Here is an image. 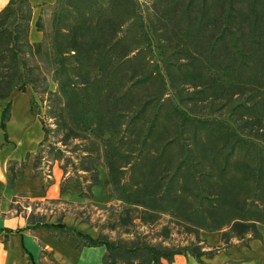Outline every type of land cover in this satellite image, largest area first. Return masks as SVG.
I'll return each instance as SVG.
<instances>
[{"label":"trees","instance_id":"obj_1","mask_svg":"<svg viewBox=\"0 0 264 264\" xmlns=\"http://www.w3.org/2000/svg\"><path fill=\"white\" fill-rule=\"evenodd\" d=\"M102 1L92 16L60 9L57 20H66L67 12L74 21L67 28L60 26L59 35L66 41L54 61L49 59L48 46L29 41V1L9 0L0 11V101L13 90L45 84L49 68L53 76L66 74V80L54 79L57 97L64 100L59 118L69 113L78 118L77 128L82 126L99 138L109 134L104 138V169L111 189L118 184L115 174L123 175L141 163L153 164L139 181L122 185L123 196L118 200L140 213L137 219L143 223L145 216L155 221L169 214L186 233L195 234L196 241L182 247L174 242L161 246L149 244L147 236L139 233L128 242H113L92 239L63 225H57V230L78 237L86 246H104L103 264H166L184 254L209 259L232 241L242 244L259 238L257 225H264V0H152L160 60L131 47L122 32L126 22L137 19L134 1ZM67 3L66 7H75L70 0ZM35 27L43 31L41 16ZM138 59L141 64L131 66ZM162 71L184 105L196 99L182 93L186 86L199 89L196 95L209 90L229 102L240 97L233 109L240 111L239 119H234L241 121L237 130L216 132L213 124L189 117L172 102L168 104L172 113L163 116L161 111L170 100H162L164 94L159 98L156 92L146 96L156 80L164 84ZM127 73L126 83L109 89ZM70 76L77 81L75 86L67 82ZM95 84L100 87L85 99L82 92ZM158 99L150 118V108ZM124 103L130 105L120 108ZM83 113L95 118L80 125ZM165 122L170 130L167 136ZM44 132L46 138V128ZM245 141L247 150L238 161L234 155ZM157 142L159 151L151 150ZM126 145L136 148L118 149ZM174 148L182 152L177 156ZM117 155L123 161L120 164H116ZM96 170H85L94 175L88 188L98 183ZM200 231L221 232V245L206 246L198 237ZM161 232L170 241L171 228L164 226Z\"/></svg>","mask_w":264,"mask_h":264},{"label":"rangeland","instance_id":"obj_2","mask_svg":"<svg viewBox=\"0 0 264 264\" xmlns=\"http://www.w3.org/2000/svg\"><path fill=\"white\" fill-rule=\"evenodd\" d=\"M68 0H57V3L50 7L43 8L41 16V26L43 31L41 43L44 46H48L49 59L56 60L59 50L64 46L65 39L59 35L60 26L67 28L71 22L74 21V17L67 12V19L62 22L57 20V14L60 9L65 8L66 10H72L71 12L77 14H88L90 16L96 15L99 8L103 4L102 0H70L75 7L72 9L71 6L66 7ZM108 2V0H104ZM134 9L136 11L137 19L133 22L130 20L124 24L122 27V32L125 35L126 41L131 47H138L142 50V53L147 55V57L153 56L155 60H160L159 48L157 47V28L155 22V15L152 11V0H133ZM132 22V24L130 23ZM150 40L147 45L144 42ZM43 53V52H42ZM141 60H135L132 65H140ZM161 66V63H159ZM52 69H48L46 73L47 81L42 86L37 87L35 90L31 86H27L25 91L35 102L33 106L34 117L44 126L47 130L46 138L37 154L35 167L40 168L41 172H45V175L51 173L52 167L55 166L59 168L62 174L65 175V179L76 181L85 184V181H91L94 177L91 171H86L91 168L95 170L98 166H106V157L104 155V138H108L109 134L105 133L103 138H99L96 133L89 130H82V126L77 128L75 121L78 119L76 116L65 114L59 118V108L63 105L62 97H57L58 86L55 83V78H60L61 80H66L67 75L53 76L51 73ZM72 74V72H70ZM165 78L164 84L159 80H156V85L151 91L146 93V96L150 93L156 92L160 96L164 94L162 100L168 99L167 107L165 110L161 111L163 116L172 113V107L168 105L169 103L174 104L180 108L189 117L205 119L211 124H213L214 131H221V129H234L237 130L238 123L234 121L235 118L239 119V112H234V107L238 104L240 97L234 98L232 101L226 100L225 97L220 96V94L213 95L212 91H206L205 94H195L199 89L194 90L193 88L185 87L182 93L187 95L196 96L193 103L186 102L182 103V97L178 94L177 90L169 85V81L166 79L165 72L162 71ZM73 75V74H72ZM96 76V74H95ZM215 79L219 80V77L215 75ZM129 80V73L125 75L123 79L118 81V78L114 80L109 89L113 90L114 87H119L121 83H126ZM98 81L96 76L94 82ZM69 85L75 86L77 83L73 77L70 76V80L67 81ZM128 85V84H126ZM123 85V87H126ZM72 86V87H73ZM100 85L95 84L88 87V89L82 94L85 95V99H88L94 94V89H98ZM47 89L45 93L44 89ZM15 91V90H14ZM44 92V93H43ZM40 93V94H39ZM139 93V92H138ZM137 93V94H138ZM142 94V92H140ZM133 100V99H132ZM242 100V99H240ZM158 100L154 101V105L151 106L149 111V117L152 118ZM134 102V101H131ZM149 102V101H148ZM124 103L120 108H126L128 105ZM80 119L81 123H88L94 116L87 115L83 113ZM166 136L170 134L169 125L165 122ZM165 126V125H164ZM164 135V134H163ZM135 137V136H134ZM134 139V138H133ZM160 141V138H158ZM248 142L245 141L241 144L240 148L237 150L234 158L238 161L243 159V155L247 150ZM135 149L130 145L124 147H119L121 151L127 152L128 149ZM160 145L158 142L155 143L150 149L154 151H159ZM90 152L88 155V153ZM182 152L180 148H174L173 153L178 156ZM36 157V156H35ZM119 155L115 157L116 164H120ZM134 158V156L132 157ZM151 162L141 163L140 166H136L133 170L128 168V171L123 175L115 174L118 184L111 189L110 194L112 203L104 208H98L95 206L93 201L88 200V202L83 206H66V210L77 215L78 218L90 227L97 230L98 236L101 239L113 241V242H128L134 238L136 233L141 234V236H147L146 242L151 245H161L166 246L167 244H174L182 247L196 241L195 234L186 233L185 228L182 225L175 224V221L169 216V214H161L155 221H149V217L145 216L146 223L141 222L137 219L140 213L134 211L133 209H128L125 205L118 199L123 196V184H128L132 181H139L144 174H148L151 170ZM105 170V169H104ZM97 171V170H96ZM106 171V170H105ZM37 172V170H36ZM98 176V173H97ZM112 190V191H111ZM44 208L52 210L56 208V204L53 205H42ZM168 226L172 230V235L170 241L164 239L162 235V228ZM221 234V232H220ZM201 231L198 233L200 240H203L208 244L210 240L202 239ZM233 242V241H232ZM221 245V244H219Z\"/></svg>","mask_w":264,"mask_h":264},{"label":"crops","instance_id":"obj_3","mask_svg":"<svg viewBox=\"0 0 264 264\" xmlns=\"http://www.w3.org/2000/svg\"><path fill=\"white\" fill-rule=\"evenodd\" d=\"M8 1L0 0V11ZM28 1L32 6L29 41L38 43L42 33L36 30L35 22L43 8L55 5L57 0ZM34 104L26 91L19 90L0 101V264H103L104 246H86L56 226L98 238L97 230L67 211L66 206H83L88 200L98 208L110 205L108 175L98 166V183L88 188L90 181L81 184L65 179L55 166L46 175L35 167L45 132L33 115ZM44 204H56L57 209L49 210L42 207ZM257 230L259 238L242 244L233 241L209 259L197 260L184 254L166 264H264V225H257ZM201 235L210 240L206 246L221 243L220 232L201 231Z\"/></svg>","mask_w":264,"mask_h":264}]
</instances>
